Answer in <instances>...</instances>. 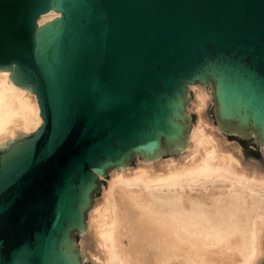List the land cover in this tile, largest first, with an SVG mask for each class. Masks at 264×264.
I'll return each instance as SVG.
<instances>
[{
    "label": "water",
    "instance_id": "obj_1",
    "mask_svg": "<svg viewBox=\"0 0 264 264\" xmlns=\"http://www.w3.org/2000/svg\"><path fill=\"white\" fill-rule=\"evenodd\" d=\"M0 69L43 118L0 143V264H86L103 177L188 144L191 84L264 144V0H0Z\"/></svg>",
    "mask_w": 264,
    "mask_h": 264
},
{
    "label": "bare ground",
    "instance_id": "obj_2",
    "mask_svg": "<svg viewBox=\"0 0 264 264\" xmlns=\"http://www.w3.org/2000/svg\"><path fill=\"white\" fill-rule=\"evenodd\" d=\"M51 10L40 23L59 16ZM0 69V143L43 122L38 97ZM197 119L180 156L112 173L80 236L93 264H261L264 168L245 163L209 117L210 89L190 85ZM191 112V111H190ZM241 150V148H240ZM264 155V146L261 149ZM242 152V151H241ZM250 161V160H249ZM137 162V161H136Z\"/></svg>",
    "mask_w": 264,
    "mask_h": 264
},
{
    "label": "rangeland",
    "instance_id": "obj_3",
    "mask_svg": "<svg viewBox=\"0 0 264 264\" xmlns=\"http://www.w3.org/2000/svg\"><path fill=\"white\" fill-rule=\"evenodd\" d=\"M206 86L209 89L212 88V86H210V84H207ZM190 89L192 90L191 86H190ZM192 93H193V96H194L193 90H192ZM212 97H213V94H212ZM192 99H193V97H189V103L187 105V112L190 114V119L189 120H190L191 124L193 125V122H195L196 119H197V115H196L194 110L190 109V104L192 102ZM212 105H213V107H211V109H210L209 117H210V120L214 123V118H215V111H214L215 102H214V100L212 102ZM214 124H216V123H214ZM223 132L225 134L227 133L226 136H227V138H228V140L230 142H233V143H236V144L238 143V145L240 147L237 148V149L235 147V151H238V149H239V152H240V154H242L243 159L245 160L244 161L245 163H249L250 162V163L253 164V162H257L258 161L260 163V165L264 168V155L262 154V151H261V149L264 146V144H260L256 140L255 132H253L248 137L247 136H242L240 133H236V132H228L226 130H223ZM240 148H241V150H240ZM183 150H184V148L182 150H179L178 152L173 153V154H169L168 152H164V153H161L160 155H158L156 157L148 158V159L153 160V161H156L158 159L164 161L165 159L171 158L173 156L176 157V155L180 156V154L183 153ZM140 157L142 159H146V158H143L142 155L136 154V155H134L131 158L133 160V162L131 164H127V165H124V166H121V167H117L116 166V167H113L112 169H110L107 172V174L103 177V180L100 183V193L97 194V195H96V191L94 193L93 206H94V203H95L96 199L98 200V199H100L103 196V192H104L103 189L109 185L110 179H112L111 175L115 171V169L124 168V167L125 168H137L138 159ZM88 214H89V212H88ZM81 235H82V232H79L78 233L79 239L77 240V245H79V250H81L80 249V236ZM84 262L86 264H93L90 260H85L84 259Z\"/></svg>",
    "mask_w": 264,
    "mask_h": 264
}]
</instances>
